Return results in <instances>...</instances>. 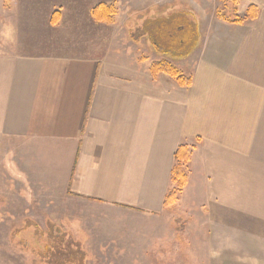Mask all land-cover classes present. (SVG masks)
Masks as SVG:
<instances>
[{
  "label": "crops",
  "instance_id": "obj_1",
  "mask_svg": "<svg viewBox=\"0 0 264 264\" xmlns=\"http://www.w3.org/2000/svg\"><path fill=\"white\" fill-rule=\"evenodd\" d=\"M250 4L253 19L205 26L190 6L171 7L199 33L175 61L189 86L105 58L0 52V187L18 183L45 206L128 209L146 219L138 231L147 247L164 239L147 223L166 217L173 155L186 144L193 148L178 201L202 210L203 263L264 264V0H236L243 13ZM62 218L73 221L63 224L68 235L80 232L82 212ZM166 239L179 253V238Z\"/></svg>",
  "mask_w": 264,
  "mask_h": 264
},
{
  "label": "rangeland",
  "instance_id": "obj_2",
  "mask_svg": "<svg viewBox=\"0 0 264 264\" xmlns=\"http://www.w3.org/2000/svg\"><path fill=\"white\" fill-rule=\"evenodd\" d=\"M101 1L114 9L107 22L95 21L89 15L90 8ZM176 2L190 6L204 26L209 19L227 21L226 18L244 16L231 0H0V52L105 58L135 75L150 76L151 63L164 58L178 67L175 61L184 57L161 55L145 37L132 39L131 31L140 24L142 13L152 10L151 15L164 14L165 8ZM54 10L60 12L56 23L50 21ZM1 183L0 264H44L18 241L24 234L32 240V230L27 228L21 234L17 231L26 222H32L43 231L52 223L68 233L63 224L70 227L73 221L61 219L63 212L83 213L77 226L80 232L70 237L78 241L84 252V264H205L202 210L178 201L183 190L175 204L165 208L164 219L147 221L153 227L163 228L164 239L145 247L138 230L146 219L128 214V209L88 201L45 206L41 196L34 197L18 183ZM113 226L116 230H109ZM130 227L134 228L132 243L125 242L129 232L124 230ZM173 236L179 238V253L173 250L172 241L166 239Z\"/></svg>",
  "mask_w": 264,
  "mask_h": 264
},
{
  "label": "trees",
  "instance_id": "obj_3",
  "mask_svg": "<svg viewBox=\"0 0 264 264\" xmlns=\"http://www.w3.org/2000/svg\"><path fill=\"white\" fill-rule=\"evenodd\" d=\"M236 6V0H231ZM165 8L163 12L151 15V11L142 13L139 18L140 24L131 31L132 39L145 37L152 47L161 55H168L172 58L186 57L195 48L198 42V29L195 23L184 11H171ZM258 13V8L250 4L244 16L226 18L233 23H241L243 20L253 19ZM114 14L112 5L101 1L89 10L92 19L98 22H107ZM60 18L59 10H54L50 16V21L56 23ZM186 46V47H185ZM150 74L155 77L158 73H164L175 79L181 86H189L191 79L189 75H184L182 71L167 59L157 60L150 65ZM193 147L180 144L174 152V164L171 169L170 185L167 189L163 207L175 204L178 196L187 183L186 166L190 159V152ZM32 230V240L24 234L19 238L22 246L38 256L44 264H84L85 255L78 242L74 241L70 235L61 230L56 225L50 223L47 230L43 231L38 225L26 222L23 228L17 231L21 234L25 229Z\"/></svg>",
  "mask_w": 264,
  "mask_h": 264
}]
</instances>
